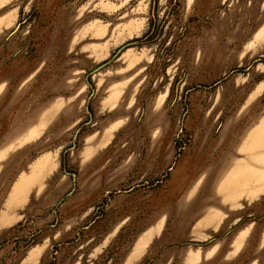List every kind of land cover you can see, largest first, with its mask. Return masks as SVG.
<instances>
[{"label":"rangeland","instance_id":"374dc122","mask_svg":"<svg viewBox=\"0 0 264 264\" xmlns=\"http://www.w3.org/2000/svg\"><path fill=\"white\" fill-rule=\"evenodd\" d=\"M263 83L264 0H0V151L37 131L0 160V264H264ZM243 141L216 194H263L185 220L189 170Z\"/></svg>","mask_w":264,"mask_h":264},{"label":"crops","instance_id":"0c3cea01","mask_svg":"<svg viewBox=\"0 0 264 264\" xmlns=\"http://www.w3.org/2000/svg\"><path fill=\"white\" fill-rule=\"evenodd\" d=\"M260 30H258L257 32H259ZM263 90H264V83H263V85H261L257 88V90L255 91V93L253 94L252 97L259 94ZM261 122H262V120L260 121V123ZM258 125H256L253 129H255ZM253 129H251V131ZM33 131H36V129L28 130L15 143L11 144L6 150L4 149L3 151H0V154L2 152L4 153L3 156L0 157V160L5 158L6 155L10 151H12L14 148L19 147L25 143H28V142L34 140L35 137L31 138V139L30 138L27 139V137H29ZM246 139H247V136H246V138H244V141ZM244 141L238 147V151L242 154L241 157L233 158L232 157L233 152H231V149L228 148L227 151L223 155H221V157L217 158L213 163L209 164V163H207L206 160H204V158L201 157L199 159V163L197 164V166H194L193 168H191V170H189V172L191 174V177H190L191 187H190L188 193H186L187 195L184 197V199H182L178 203V206H177L178 213L183 215L185 220L190 222L192 220V217H193L191 215L192 211H196V213H197V211L203 206H206L209 204H217L218 205V204L227 203L229 205V208L235 209L236 207L239 206V200L241 198H245L249 201H252V200L256 199L260 194L264 193L263 192V193L257 194L253 198H249L248 193H244L241 195H236L235 197L232 198V200H224V197H221L220 195L216 194L217 186L219 185V183L221 181V177L224 175V173L229 172V170H231L233 167L235 168L236 166H241L242 163H245L243 161H244V158L246 156V153L244 151L242 152L240 150ZM54 169H55V165H54V161H53L52 156L43 155L42 157L37 159L33 163L30 173L26 176H22L17 181L15 186L13 187L12 191L10 192V196H9V204H14V205L17 204L18 201L23 197V195L25 193V189L27 188L29 183H31L32 181H35V180H38V181L43 180L49 173L54 171ZM220 172H221V174L218 177ZM196 191H198V195H197L196 199L190 205H187L186 199L191 197ZM187 221H184L183 224H181V226H180L183 230H185L187 227V223H186ZM13 222H14V219L7 216L6 214H3L0 216V225L1 226L11 225ZM219 223H220V219H217L216 217L213 219L212 217L209 216L205 219V221H204L205 225L204 226L205 227L206 226L212 227L215 229ZM160 226H159V228H160ZM159 228H158V230H159ZM248 231H249V228L246 229L245 231H243L242 234H240L239 238L234 241V246L236 248L234 250V252H237V250H239L240 244H241L240 240L242 237H245L247 235ZM262 235H263L262 240L264 241V232ZM151 236H152L151 234H145L144 236L139 238V240L136 242V244L134 246L132 255H131L128 263L133 262L134 260H136L140 256L141 252L146 247ZM143 239L145 241L144 244H142L141 248H139L140 250H136V247L138 246V244L141 241H143ZM216 249H217L216 247H214L213 249H210L208 252H206L205 257H207V258L210 257L216 251ZM34 252L37 255L38 250H35ZM192 257L196 258V260L193 262H189V260L192 259ZM200 259H201V253L199 250H197L195 252L190 251V253L185 258V264H197L200 261Z\"/></svg>","mask_w":264,"mask_h":264},{"label":"water","instance_id":"95a60500","mask_svg":"<svg viewBox=\"0 0 264 264\" xmlns=\"http://www.w3.org/2000/svg\"><path fill=\"white\" fill-rule=\"evenodd\" d=\"M103 66H105V64H103V65H101V66H99L98 68H96L93 72H96V71H98L99 69H101ZM93 72H92V74H93Z\"/></svg>","mask_w":264,"mask_h":264},{"label":"bare ground","instance_id":"6f19581e","mask_svg":"<svg viewBox=\"0 0 264 264\" xmlns=\"http://www.w3.org/2000/svg\"><path fill=\"white\" fill-rule=\"evenodd\" d=\"M223 182H224V184H225V182H226V178H224V181H223Z\"/></svg>","mask_w":264,"mask_h":264}]
</instances>
